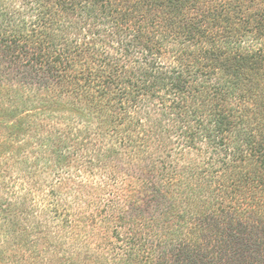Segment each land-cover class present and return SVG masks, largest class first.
<instances>
[{
    "label": "trees",
    "instance_id": "obj_1",
    "mask_svg": "<svg viewBox=\"0 0 264 264\" xmlns=\"http://www.w3.org/2000/svg\"><path fill=\"white\" fill-rule=\"evenodd\" d=\"M0 130L7 264H264V0H0Z\"/></svg>",
    "mask_w": 264,
    "mask_h": 264
},
{
    "label": "rangeland",
    "instance_id": "obj_2",
    "mask_svg": "<svg viewBox=\"0 0 264 264\" xmlns=\"http://www.w3.org/2000/svg\"><path fill=\"white\" fill-rule=\"evenodd\" d=\"M10 122L9 119L5 120V125H2L3 128L8 127V123ZM7 130H0V159L4 158L5 156H7L9 150H10V146H11V142L7 140ZM8 132V131H7ZM7 244L3 242V238L2 236L0 237V250L2 248V246H6ZM8 255H10V252L8 253ZM6 255L0 254V264H5L6 263V259H5ZM7 264V263H6Z\"/></svg>",
    "mask_w": 264,
    "mask_h": 264
}]
</instances>
